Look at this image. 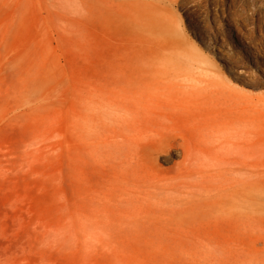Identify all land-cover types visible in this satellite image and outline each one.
<instances>
[{
    "label": "bare ground",
    "instance_id": "bare-ground-1",
    "mask_svg": "<svg viewBox=\"0 0 264 264\" xmlns=\"http://www.w3.org/2000/svg\"><path fill=\"white\" fill-rule=\"evenodd\" d=\"M178 1L189 7L190 0H36L70 35L84 37L91 26L100 62L111 58L115 39L132 51L112 80L100 71L96 104H78L82 177L71 217L90 247L118 246L131 234L171 236L177 264H264V94L248 104L230 89L178 28ZM235 34L249 60H264L245 33ZM222 46L215 51L228 64L234 58ZM169 90L213 104H171Z\"/></svg>",
    "mask_w": 264,
    "mask_h": 264
},
{
    "label": "rangeland",
    "instance_id": "rangeland-1",
    "mask_svg": "<svg viewBox=\"0 0 264 264\" xmlns=\"http://www.w3.org/2000/svg\"><path fill=\"white\" fill-rule=\"evenodd\" d=\"M174 8L178 28L214 60L243 102L264 94V60H249L235 37L238 28L264 53V0H190L189 7L178 1ZM83 29L84 37L64 32L36 0H0V264H177L171 236L131 234L118 246L90 247L75 229L71 213L80 205L82 177L78 104H96L100 71L112 80L132 55L115 39L111 60L100 62L93 28ZM224 44L253 85L234 72V59L221 60L215 49ZM168 95L171 104H213L176 90Z\"/></svg>",
    "mask_w": 264,
    "mask_h": 264
}]
</instances>
